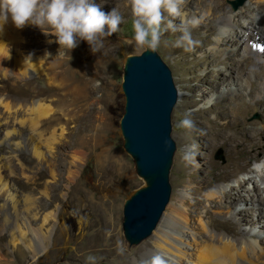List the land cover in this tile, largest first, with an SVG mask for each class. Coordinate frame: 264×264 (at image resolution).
<instances>
[{
  "label": "rangeland",
  "instance_id": "rangeland-1",
  "mask_svg": "<svg viewBox=\"0 0 264 264\" xmlns=\"http://www.w3.org/2000/svg\"><path fill=\"white\" fill-rule=\"evenodd\" d=\"M95 2L102 4L105 12L116 8L124 16V23L121 24L119 31L106 37L104 47L95 53L83 40L71 52L60 48L53 34L45 35L40 28L32 25L17 29L9 20L4 27V31L9 30L7 32L9 36L18 40L16 44L9 45L12 55L20 53L25 59L29 54H41V50L45 49L46 54L53 51L58 56L47 57L44 60L46 70L42 73L33 69L24 71V59L20 58L21 62L18 65L14 58L0 56V264H145L151 260L143 247L148 241H156L158 228L148 239L129 249L125 243L122 226L124 201L135 188L143 184L134 170L131 157L123 148L120 129L125 105L122 88L124 59L129 54L138 53L133 42L131 8L128 6V0ZM224 2L233 13L245 10L250 2L255 7L260 4L259 0H242V3H239V0ZM204 18L206 16H200L195 18V21H203ZM178 19L179 24L176 26L180 34L176 31V36H173L165 32L156 50L171 68L180 92L185 87V81L183 70L176 60L181 59L180 57L176 59L172 54L170 43L180 37L182 29L187 28L189 31L192 29L190 25L193 24V19L188 25L180 21L182 16ZM207 22L209 20L205 23ZM219 24L218 21H213V26L216 27L212 32L213 38L218 35L217 29L221 25ZM206 29L207 27L203 26L202 30ZM49 45L52 50L47 48ZM210 46L212 45H206L199 52L195 50L198 54L192 55L189 59L201 53H208ZM243 47L240 49L241 53H245ZM66 58L74 63L71 68L73 71L80 65L81 73L83 65H93L105 73L111 69V73L107 78L97 79V82L102 83V87L89 99L81 97L77 104L69 95L67 103L59 106L63 109L60 115L67 129L63 136L59 130L58 142L51 144L48 142L52 132L50 120L45 119L40 126L34 127L30 121L28 108L36 101L56 105L54 98L68 95V90L77 84L74 82L66 88L60 84L62 81L60 76L57 94L53 95L50 90L52 86L50 78L54 76L51 64L56 59L54 65L68 66ZM76 59L77 62H74ZM222 67H225L224 63L212 66L213 70L209 76L219 87L223 86L220 81L226 80L225 75L221 73ZM247 68V74L240 82L253 76L250 68ZM201 72L205 73V69L202 68ZM188 85V94L194 95L195 103L183 107L179 99L172 115V135L178 149L170 177L172 196L164 214L167 215L174 206L178 208L180 216L188 214L190 223L196 227L197 232L199 231L195 236L186 229L183 235H179L192 244L191 247L188 246V253L183 255L182 260L196 259L198 245L202 239L208 238L209 227L237 245L242 243V237L250 229V225L239 224L237 221L235 227L230 220L231 213H217L216 210L220 206L213 204V207L206 199L207 189L200 195L203 199L200 211L191 210L197 198L194 193L195 186L207 185L212 178L209 162H215L216 169H223L228 165L230 157L227 145L214 142L216 135L213 134L208 122L204 121L207 117L214 118L220 108L217 107L209 113L199 111L201 106L209 107L208 101H214L212 97L219 92L202 96L205 86L210 84L200 78H193ZM7 104L10 105V109ZM261 117L262 113L253 109L249 120ZM218 119L219 125H222L221 118ZM34 147L38 148L40 155H36ZM247 164L251 167L259 165L264 170V149L255 150ZM244 176L245 173L242 172L238 177L228 181L223 179L214 181V185L221 188L226 184H236L235 180L237 178L243 180ZM180 195L182 199H179ZM217 200L221 204V199ZM114 205L119 209L118 227L103 235L107 216ZM242 206L251 208L254 204ZM200 214L203 215L204 224L199 221ZM105 235L109 237L114 235L116 239L111 244H102L105 242L103 238ZM16 236L20 238L17 244L13 243V237ZM246 237L254 239L247 234ZM57 238L59 239L55 243L54 240ZM220 243L221 241L216 242L218 245ZM254 263L255 256L242 264Z\"/></svg>",
  "mask_w": 264,
  "mask_h": 264
},
{
  "label": "bare ground",
  "instance_id": "bare-ground-1",
  "mask_svg": "<svg viewBox=\"0 0 264 264\" xmlns=\"http://www.w3.org/2000/svg\"><path fill=\"white\" fill-rule=\"evenodd\" d=\"M259 1L260 4L257 7L252 6L251 1L245 10L233 13L230 12L232 10L224 0H185L180 15L182 20L180 21L184 25H188L191 22L190 20L193 19V24L190 25L192 28L190 33L194 44L190 48H187V46L177 47L176 40L170 41V51L176 59L180 57L181 61H176L183 70L184 75L185 87L179 92L181 105L189 107L195 103L194 95L188 94V82L193 78H200L210 84L205 86L202 96L219 92L215 97H212L214 101H208L209 107L201 106L199 111L209 113L217 107L220 108L214 118L207 117L204 121L208 122L207 124L212 128L213 134L216 135L214 142L227 145V153L230 157L228 165L223 169H216L217 164L213 161L209 162V171L212 173V178L207 185L195 186L194 193L197 198H195V205L191 210L193 212L200 211V204L203 202L200 195L207 189L206 199L212 203V206L213 204L220 206L218 209L216 207L217 210L215 209L217 213H231L230 220L233 221L235 227V221H237L239 224L250 225V229L242 237V243L237 245L209 227L208 238L202 239L198 245L196 259L182 260L183 255L188 253V246L191 247L192 244L187 239L183 240L179 235L186 232V229L190 230V233L195 236L199 231L197 232L196 227L190 223L191 219L188 214L180 216L177 212L178 208L173 206L167 215L164 216L165 212L163 214L164 218L162 217V222L160 221L161 224L159 223L160 226L157 227L156 241H148L143 247L151 258L159 254L166 259L167 264H183L184 262H187V264H242L245 260L249 261L255 256L256 263L254 264H264V170L259 165L251 167L247 164L255 150L261 151L264 149V0ZM200 16H206V18L203 21L196 22L195 18ZM168 19H173L175 25L179 24L178 18L168 17ZM206 20H209V22L205 23ZM214 20L221 24H219L218 35L215 38L212 37L213 29L216 28L213 26ZM203 26L207 27L205 31L202 30ZM7 32L4 30L0 32V56L5 55L8 59L12 57L20 65V58H24L20 53L12 55L9 46L11 43L16 44L18 40L16 37L9 36ZM168 33L176 36V32L168 31ZM177 34H180L178 30ZM212 42H215V44H212ZM206 45H212L208 53H199V56L189 59L192 55L198 54ZM242 46H244L245 53L240 52ZM47 48L52 50L50 45ZM195 50L198 52L195 53ZM44 51L46 50H41V54H31V57H26L23 70L33 69L38 73L44 72L46 70V65L43 64L44 60L47 57L54 58L58 56L53 51L49 54ZM55 60L51 64L54 76L50 78L52 84L50 90L53 95L57 94L58 77L60 76L62 78L60 84H63L66 88L71 84L73 85L74 82H77V84H74V87L68 90V95H63L61 98L55 97L56 105L36 101L28 108L31 115L30 121L34 127L40 126L45 119L50 120L52 132L48 142L51 144L58 142L59 130H61L60 135L63 136L67 129L66 123H62V116L60 115L63 109L59 106L67 103L69 95L72 97L71 100L77 104L81 97L85 100L89 99L90 96L99 92L102 87V83L97 82V79L99 77L107 78L111 73V69L105 73L102 69H97L93 65H83V70L79 73L80 65L75 71L71 69L74 64L71 59L66 58L68 66L62 65L59 67V64L54 65ZM74 62H77V59ZM62 63L64 64L63 60ZM218 63H224L225 65L224 68H221V73L226 78L223 82L220 81L223 83L222 87L212 82L209 77L213 70L212 66ZM247 67L250 68L253 76H249V78L244 79L245 81L243 80L244 82H240V79L247 74ZM202 68L205 69V73L201 72ZM6 106L10 109V105L7 104ZM253 109H257L262 113L260 119L249 120ZM218 118H221L222 125H219ZM33 150L36 155L41 154L37 147H34ZM242 172L245 173L244 179L237 178L235 180L236 184H226L221 188L214 185V181L220 179L228 181L238 177ZM218 198L221 199V204L217 200ZM179 199H182L181 195ZM225 202H228V204H224ZM249 204H254V207L246 208L242 206ZM257 205L259 206L257 207ZM224 208H228V210ZM209 212L210 209L207 210V213ZM107 217L103 235L112 230L114 231L118 227L119 209L116 205L113 206ZM202 220H204L203 215L200 214L199 221ZM202 224H204L203 221ZM246 234L253 236L254 239L247 238ZM105 236L103 237L105 242L102 244H111L116 239L114 235ZM13 238V243L20 242L18 236ZM58 239L54 242L56 243ZM218 241H221L220 245H218L219 243L216 244Z\"/></svg>",
  "mask_w": 264,
  "mask_h": 264
},
{
  "label": "water",
  "instance_id": "water-1",
  "mask_svg": "<svg viewBox=\"0 0 264 264\" xmlns=\"http://www.w3.org/2000/svg\"><path fill=\"white\" fill-rule=\"evenodd\" d=\"M122 88L123 148L143 181L123 204V235L130 249L153 234L171 200L170 177L178 149L172 115L179 90L171 68L157 50L125 57Z\"/></svg>",
  "mask_w": 264,
  "mask_h": 264
},
{
  "label": "clouds",
  "instance_id": "clouds-1",
  "mask_svg": "<svg viewBox=\"0 0 264 264\" xmlns=\"http://www.w3.org/2000/svg\"><path fill=\"white\" fill-rule=\"evenodd\" d=\"M185 0H128L134 27V46L138 53L155 51L165 32H176L173 19L179 18ZM11 23L17 28L32 25L45 35L56 37L60 48L71 52L80 41H86L92 52L104 47V39L119 31L124 16L116 9L105 12L95 0H0V32ZM45 29H50L46 32ZM176 40L177 47L190 48L194 41L187 28ZM186 48V50H187ZM28 57H31L29 54ZM145 264H167L157 254Z\"/></svg>",
  "mask_w": 264,
  "mask_h": 264
}]
</instances>
